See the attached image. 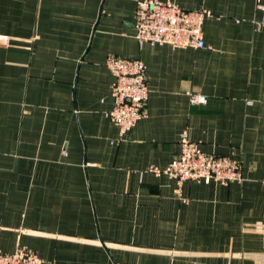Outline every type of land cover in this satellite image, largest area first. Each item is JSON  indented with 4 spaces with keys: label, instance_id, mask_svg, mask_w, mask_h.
I'll list each match as a JSON object with an SVG mask.
<instances>
[{
    "label": "crops",
    "instance_id": "1",
    "mask_svg": "<svg viewBox=\"0 0 264 264\" xmlns=\"http://www.w3.org/2000/svg\"><path fill=\"white\" fill-rule=\"evenodd\" d=\"M204 9L203 49L143 45L135 0H0V250L41 264H264V0ZM109 55L146 66V117L120 140ZM191 94L207 104L192 106ZM243 180L186 182L179 138Z\"/></svg>",
    "mask_w": 264,
    "mask_h": 264
},
{
    "label": "built area",
    "instance_id": "2",
    "mask_svg": "<svg viewBox=\"0 0 264 264\" xmlns=\"http://www.w3.org/2000/svg\"><path fill=\"white\" fill-rule=\"evenodd\" d=\"M259 2L260 0H256ZM135 39L143 45H167L175 49H203L204 21L212 14L204 9L186 10L170 1L135 0ZM7 37L0 36L6 44ZM105 66L112 77L110 96L112 108L107 113L117 127L119 139H125L135 125L146 117V102L149 89L146 82V66L138 59L109 55ZM192 106L207 104L205 96L191 94ZM156 175H165L173 180L178 189L186 182L214 181L221 185L241 182V168L229 156L209 155L193 143L187 131L179 138V153L163 169L149 167ZM40 257L25 247L17 246L11 253L0 250V264H41Z\"/></svg>",
    "mask_w": 264,
    "mask_h": 264
}]
</instances>
